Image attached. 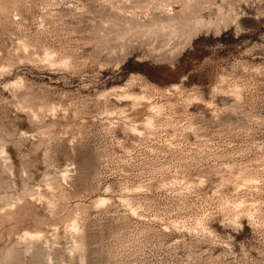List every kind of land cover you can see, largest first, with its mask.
Instances as JSON below:
<instances>
[{"label": "rangeland", "instance_id": "rangeland-1", "mask_svg": "<svg viewBox=\"0 0 264 264\" xmlns=\"http://www.w3.org/2000/svg\"><path fill=\"white\" fill-rule=\"evenodd\" d=\"M0 264H264V0H0Z\"/></svg>", "mask_w": 264, "mask_h": 264}, {"label": "bare ground", "instance_id": "bare-ground-1", "mask_svg": "<svg viewBox=\"0 0 264 264\" xmlns=\"http://www.w3.org/2000/svg\"><path fill=\"white\" fill-rule=\"evenodd\" d=\"M226 17V16H225ZM230 19V18H229ZM223 20H224V18H223ZM228 20V19H227ZM217 21V20H216ZM226 21V20H225ZM230 21V20H229ZM229 21H228V23H229ZM221 23V22H220ZM195 25V24H194ZM217 25V24H216ZM164 26V25H163ZM206 26V25H205ZM214 27V26H213ZM220 28V27H219Z\"/></svg>", "mask_w": 264, "mask_h": 264}]
</instances>
